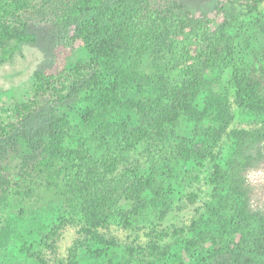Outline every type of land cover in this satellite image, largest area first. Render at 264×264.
<instances>
[{"label": "trees", "instance_id": "trees-1", "mask_svg": "<svg viewBox=\"0 0 264 264\" xmlns=\"http://www.w3.org/2000/svg\"><path fill=\"white\" fill-rule=\"evenodd\" d=\"M51 1L0 0V64L34 42L24 17L31 4ZM262 2L252 0L245 16L233 13L210 30L168 0L156 9L150 0H71L63 21L83 42L92 72L36 73L33 96H49V108L39 127L17 129L0 143L2 160L13 154L19 159L10 172L14 180L5 178L6 198L19 211L48 207L61 217L52 227L35 223L38 239L32 242L12 220L0 223V259L16 242L20 253L48 264L43 251L54 256L60 232L77 224L78 238L54 264H79L78 250L88 242L118 248L103 231L112 224L128 230L151 217L163 219L173 186L181 178L198 180L184 165L215 159L224 138L237 147L264 141V62L248 59L251 24H245L256 14L264 25ZM76 100L84 133L56 108ZM23 103L11 113L20 116V125L39 111L33 101ZM233 107L249 116V128H231ZM181 121L196 130L171 151L168 143ZM139 146L151 157L150 173L118 174L124 154ZM233 170L214 164L209 202L182 239L180 256L162 242L182 233L174 230L155 234L146 245L125 246L118 264H264V216L248 211Z\"/></svg>", "mask_w": 264, "mask_h": 264}, {"label": "rangeland", "instance_id": "rangeland-1", "mask_svg": "<svg viewBox=\"0 0 264 264\" xmlns=\"http://www.w3.org/2000/svg\"><path fill=\"white\" fill-rule=\"evenodd\" d=\"M71 0H52L47 5L32 3L29 12L24 17L27 21V33L34 36V42L20 45L11 59L0 64V143L7 140L17 129L29 130L39 127V117L49 108L50 97L43 95L36 99L33 96V78L36 73L47 75H59L74 73L81 68L82 76L90 75V56L81 40L76 38L74 28L66 29L63 15L65 14ZM183 7L189 18L202 21L210 30H215L231 14H246V6L252 0H168ZM151 7L159 8L165 5V0H150ZM258 11L264 13V0L258 6ZM250 17L245 24H251L249 37L246 43L249 45L248 59L250 61L264 62V25ZM255 65V64H254ZM77 72H75L76 74ZM26 101L35 102V110H39L25 124L20 125L17 114H11L15 108ZM81 106L77 100L75 104L68 103L65 106H56L60 114H67L77 130L84 133L83 121L78 116ZM41 109V110H40ZM232 112L234 121L232 129H247L251 126L250 118L241 115L235 107ZM129 114L124 113L123 118ZM41 118V117H40ZM196 130L193 125L181 121L179 132L173 134L169 146L174 151L183 138H191V131ZM9 134V136H8ZM81 137H83L81 135ZM94 150L90 152L94 155ZM215 159L207 160L198 166V163H187L185 171L191 176H198V180H183L177 182L173 188L175 192L171 197L168 212L163 219L156 221L153 217L149 221H142L133 228L125 230L116 224L109 226L103 234L114 238L118 248H105L95 242H88L85 247L78 250L79 264H118L123 256L122 250L128 245H146L157 233L163 234L169 231L181 230L177 236H168L163 243L173 245L172 253L180 256L182 248L181 241L191 234L189 227L203 211V206L209 202L211 186L208 183L215 163L231 165L234 178L239 182L240 189L245 194L247 209L251 213L264 216V141L248 142L241 147L233 146L229 139H223L214 152ZM151 157L143 146L135 151L125 153L118 167V174L123 170H131L137 173L148 174L152 162ZM19 164L17 154L11 159L0 158V223L12 220L18 229L30 234L29 242L36 237L35 223L47 227L57 225L61 214L54 208H42L37 211L24 208L19 211L10 199L6 198L5 178L13 179L11 171ZM180 171V168H176ZM11 172V173H10ZM10 173V174H9ZM135 173V174H137ZM150 173V172H149ZM14 180V179H13ZM80 225H67L60 232L56 241L55 255L44 250L43 256L48 264H54V259H65L67 250L78 238ZM0 264H37L25 254L20 253L19 244L13 242L7 249Z\"/></svg>", "mask_w": 264, "mask_h": 264}]
</instances>
